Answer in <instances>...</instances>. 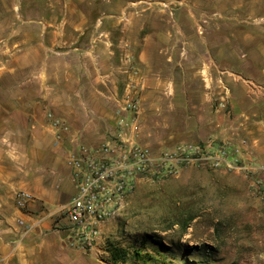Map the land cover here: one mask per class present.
Returning <instances> with one entry per match:
<instances>
[{
  "label": "crops",
  "instance_id": "1",
  "mask_svg": "<svg viewBox=\"0 0 264 264\" xmlns=\"http://www.w3.org/2000/svg\"><path fill=\"white\" fill-rule=\"evenodd\" d=\"M4 17L0 14V21ZM80 17L71 22L69 31L47 28L35 33L27 47L22 29H14L11 41L0 25V53L10 55L9 61L0 62V76L30 69L39 85V93L31 97L11 95L14 108L7 106V96H0V264H71V247L93 253L100 250L102 236L87 250L72 246L66 218L58 213L75 194L67 157L79 144L99 148L118 141L116 111L126 94L139 100L140 118L174 111L192 118L177 127L175 137L182 143L235 145L240 138L248 139L252 156L245 163L264 167L263 89L227 77L180 86L159 69L155 72L154 59L167 66L174 61L169 53L176 46L152 45L146 39L165 41L188 32L181 28L149 31L141 46L116 45L110 39L112 31L89 28L86 16ZM121 31L127 36L133 30ZM61 35L66 39H57ZM15 84L21 87L24 81L16 78ZM49 113L70 127L60 142L55 139ZM141 126L142 122L133 126L132 136L148 147L149 134L144 135ZM241 179L251 194L246 177L241 175ZM22 193L31 200H23ZM254 198L248 207L262 217L261 231L254 240L264 245V201ZM18 204H25L28 211Z\"/></svg>",
  "mask_w": 264,
  "mask_h": 264
},
{
  "label": "rangeland",
  "instance_id": "2",
  "mask_svg": "<svg viewBox=\"0 0 264 264\" xmlns=\"http://www.w3.org/2000/svg\"><path fill=\"white\" fill-rule=\"evenodd\" d=\"M0 14L5 15L0 25L11 41L16 27L23 30L25 47L44 29L69 31L80 15L86 16L89 28L112 31L110 39L116 45L141 46L149 31L181 28L188 33L165 41L146 39L152 45L176 46L169 53L174 61L167 66L154 59L155 72L162 71L180 86L227 77L264 91V0H0ZM124 28L133 31L125 36ZM7 60L9 52L0 53V62ZM16 78L24 85L16 86ZM17 93L25 98L39 93L30 69L0 76V96L8 97L9 108H14L11 95ZM120 112L121 107L116 111V126ZM168 114L129 116L135 124L142 122L143 134H149L148 147L155 152L181 144L175 137L177 127L192 119L175 111ZM242 140L249 142L240 138L236 144ZM241 175L245 176L193 166L161 182L138 183L119 216L103 231L99 253L71 247V264H111L105 251L110 243L130 253L140 249L142 254H152L157 264H264V245L254 240L262 217L251 213L248 205L256 196ZM19 207L28 211L25 204Z\"/></svg>",
  "mask_w": 264,
  "mask_h": 264
},
{
  "label": "built area",
  "instance_id": "3",
  "mask_svg": "<svg viewBox=\"0 0 264 264\" xmlns=\"http://www.w3.org/2000/svg\"><path fill=\"white\" fill-rule=\"evenodd\" d=\"M255 89V88H254ZM139 113V101L127 94L117 120L122 131L116 143H105L99 148L79 144L69 152L67 163L72 173L75 194L58 213L66 218V232L72 246L84 250L93 247L101 238L106 225L119 216L128 197L140 182H161L184 168L204 166L212 169L239 171L245 174L250 191L264 199V167L245 163L251 158L249 142L236 145L206 143H181L173 149L153 151L137 143L127 131L133 129L134 118ZM57 142L69 132V125L48 115ZM251 161V160H249ZM31 200L29 194H20Z\"/></svg>",
  "mask_w": 264,
  "mask_h": 264
},
{
  "label": "trees",
  "instance_id": "4",
  "mask_svg": "<svg viewBox=\"0 0 264 264\" xmlns=\"http://www.w3.org/2000/svg\"><path fill=\"white\" fill-rule=\"evenodd\" d=\"M157 243L166 250H169L161 242ZM105 251L108 254V262L111 264H157L154 262L155 258L152 254H142L140 249H135L134 252L130 253L124 248L110 243Z\"/></svg>",
  "mask_w": 264,
  "mask_h": 264
}]
</instances>
